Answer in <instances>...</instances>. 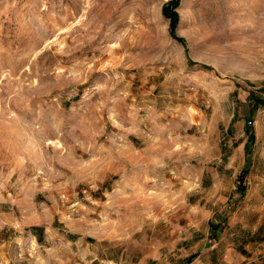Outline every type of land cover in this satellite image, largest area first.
Returning <instances> with one entry per match:
<instances>
[{
  "label": "rangeland",
  "instance_id": "obj_1",
  "mask_svg": "<svg viewBox=\"0 0 264 264\" xmlns=\"http://www.w3.org/2000/svg\"><path fill=\"white\" fill-rule=\"evenodd\" d=\"M169 2L0 0V264L197 257L190 194L264 110V0H180L176 37Z\"/></svg>",
  "mask_w": 264,
  "mask_h": 264
},
{
  "label": "crops",
  "instance_id": "obj_2",
  "mask_svg": "<svg viewBox=\"0 0 264 264\" xmlns=\"http://www.w3.org/2000/svg\"><path fill=\"white\" fill-rule=\"evenodd\" d=\"M254 125L249 152L248 136L237 148L224 144L228 149L211 160L224 175L209 171L190 194L195 201L187 207V235L178 242L188 255H197L190 264H254L264 259V110ZM243 170L246 189L244 193L238 189L240 200L227 203L232 194L227 184ZM102 257L100 263L118 264L104 250Z\"/></svg>",
  "mask_w": 264,
  "mask_h": 264
},
{
  "label": "trees",
  "instance_id": "obj_3",
  "mask_svg": "<svg viewBox=\"0 0 264 264\" xmlns=\"http://www.w3.org/2000/svg\"><path fill=\"white\" fill-rule=\"evenodd\" d=\"M180 5V0H170V2L163 8V15L170 21V33L173 37H176V29L179 24V14L177 9ZM252 122L247 124V132L251 131ZM253 138H250V142ZM246 151L249 152V143L246 144Z\"/></svg>",
  "mask_w": 264,
  "mask_h": 264
}]
</instances>
